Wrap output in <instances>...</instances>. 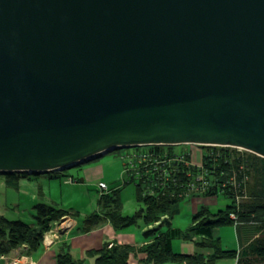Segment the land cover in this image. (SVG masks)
Segmentation results:
<instances>
[{
	"label": "water",
	"instance_id": "obj_1",
	"mask_svg": "<svg viewBox=\"0 0 264 264\" xmlns=\"http://www.w3.org/2000/svg\"><path fill=\"white\" fill-rule=\"evenodd\" d=\"M181 145L264 159V0H0V173Z\"/></svg>",
	"mask_w": 264,
	"mask_h": 264
},
{
	"label": "trees",
	"instance_id": "obj_2",
	"mask_svg": "<svg viewBox=\"0 0 264 264\" xmlns=\"http://www.w3.org/2000/svg\"><path fill=\"white\" fill-rule=\"evenodd\" d=\"M131 150L149 153L157 161H166L155 169L153 165L143 168L146 163L141 164L142 169L137 171L140 177L124 175L127 183H135L136 201L145 210L133 217H123L117 192L110 193L109 190L100 194V213L89 216L81 231L87 233L104 222L117 231L133 226L141 219L146 243L137 247L106 242L99 250L88 252V256L94 258V264H129L130 257L137 255L143 256L140 261L143 264H214L222 260H235V264H264V159L231 148H208L201 156L200 165L193 166L189 155L176 153L173 147L148 146ZM0 174L5 186L16 190L19 179L28 176L27 173ZM216 196H223L228 201L223 210L212 213L201 207L185 230L172 227V219L177 214L173 207L188 198ZM33 209V225L0 216V255H9L23 246L28 252L37 251L42 247L44 234L54 223L64 217L74 220L75 216L71 211L41 202ZM227 226L235 227L238 250L223 249L220 240L213 237L215 229ZM174 240L194 243L197 248L209 249L212 253L208 257L174 253ZM56 263L83 264L73 259L68 251L59 253Z\"/></svg>",
	"mask_w": 264,
	"mask_h": 264
},
{
	"label": "rangeland",
	"instance_id": "obj_3",
	"mask_svg": "<svg viewBox=\"0 0 264 264\" xmlns=\"http://www.w3.org/2000/svg\"><path fill=\"white\" fill-rule=\"evenodd\" d=\"M172 147L176 153H186V155H189L193 166L200 165L201 156L208 148H219L197 145ZM145 148L147 147H143V149ZM236 150L244 152L239 149ZM131 152V148L116 149L98 156L94 160H89L90 162L87 161L89 162L87 164H85L86 162L81 163L62 171L52 172V174H40L38 176L28 174L26 178L19 179V188L17 190L6 187L4 177L0 174V216L8 220H20L28 225H33L35 216L33 207L36 203L41 202L74 213V220L78 224L75 233H79L83 228L84 221L89 216L100 213L98 204L100 190L98 189V183H104L108 187V190H110V193L117 192L121 203V215L123 217H133L139 211L145 210V207L136 201L135 183H127V177H124V164L127 163L126 155ZM89 168L99 169V174L87 178L85 171ZM196 204H202L201 207L210 208L211 212L215 213L223 210L228 204V201L223 196L188 198L178 204V206L172 208V210L177 211L176 216L172 219L173 226L185 230L191 221L192 207ZM203 204H207L208 206ZM72 221V218L64 217L60 222H69L71 224V230L75 228ZM56 223V225L51 227L54 230L52 241L60 239V235L56 232L60 223ZM143 227L142 220L138 219L135 225L128 228L117 231L113 228L109 229L119 241L138 246L144 240L141 231ZM221 233L223 234L226 247L232 249L237 247L234 226L223 227ZM17 250L21 252V250L24 251L26 249L22 248L21 250ZM73 256L78 258L80 256L79 251L74 250ZM86 256L87 258L84 259L83 264H91V257L88 254ZM0 257L2 258L3 255H0ZM133 257L131 256L130 258L131 262H133Z\"/></svg>",
	"mask_w": 264,
	"mask_h": 264
},
{
	"label": "crops",
	"instance_id": "obj_4",
	"mask_svg": "<svg viewBox=\"0 0 264 264\" xmlns=\"http://www.w3.org/2000/svg\"><path fill=\"white\" fill-rule=\"evenodd\" d=\"M97 158V157H96ZM95 158H93L94 160ZM92 160V159H91ZM90 162V161H89ZM86 162L85 164L89 163ZM86 177L90 178L92 175H97L99 174V169L97 168L94 169H87L86 171ZM101 182V181H99ZM202 204H196L194 207H192V214L190 217H192L198 209L201 207ZM205 206H208L207 204H203ZM227 206V205H226ZM207 208V207H206ZM209 211L210 208H207ZM191 220V219H190ZM74 223L75 228L69 230L66 233H63L60 235V239L56 241H52L51 243H46V237L43 239L42 242V247H40L37 251L35 252H28L26 250H15L12 251L9 255H3V257H0V264H57L56 263V257L59 253L68 251V253L71 255V257L75 260H80L84 261V259L87 258L86 254L90 251H96L99 250L104 243H117L119 245H123L125 243L119 241L117 238H115L114 233L110 230L113 228L109 223H101L100 225L94 227L91 231L84 233V232H79L75 233V231L78 228V224L76 223L75 220L72 221ZM190 224V223H189ZM171 225L173 228H177L180 230H183L178 227L173 226V222H171ZM189 226V225H188ZM110 228V229H109ZM235 229V227H234ZM145 229H142L141 231L143 232ZM223 231V228H217L213 231V237L214 239H219L221 246L225 250H238L239 249V244L237 241V236H236V242H237V247L235 248H228L224 244V238L223 234L221 233ZM236 234V231H235ZM146 242L143 240L137 247L145 244ZM130 245V244H127ZM77 250L79 251V257L76 258L73 256V251ZM172 250L174 253L177 254H183V255H202L204 257H208L211 255L212 251L209 249H199L197 248L194 243L191 242H183L181 240H174L172 242ZM24 255V256H22ZM131 258V257H130ZM134 259L133 262L130 261L129 259V264H143L141 263V259L143 258L142 255H137L133 257ZM92 261L91 264H94V258H90ZM164 264H179V263H174V262H167ZM214 264H235V260H222L218 261Z\"/></svg>",
	"mask_w": 264,
	"mask_h": 264
},
{
	"label": "built area",
	"instance_id": "obj_5",
	"mask_svg": "<svg viewBox=\"0 0 264 264\" xmlns=\"http://www.w3.org/2000/svg\"><path fill=\"white\" fill-rule=\"evenodd\" d=\"M143 148V147H141ZM126 158H127V163L124 164V175L125 174H128L129 177H132V176H138L140 177V174L137 172L138 170L142 169L140 167L141 164L143 163H146V165H142L143 168H146L148 165H153L155 166L154 169L156 167L159 166V164H164L166 161H157L156 158L153 157V155L149 154V153H144V152H131V153H128L126 155ZM153 169V170H154ZM98 189L100 190V194L102 193H108V187L104 184V183H98ZM232 219H234L233 216H231ZM60 225L59 227L56 229V232L57 234L61 235L63 233H66L65 231H68L70 230L71 228V224H69V222L67 223H61L59 222ZM57 223H54L53 225H56ZM65 224H67L66 226H64ZM53 231L52 228L44 235V238L46 237L47 234H50L51 236H54L53 235ZM43 238V239H44ZM53 238V237H52ZM111 247V245L109 246ZM22 248H25V246H23Z\"/></svg>",
	"mask_w": 264,
	"mask_h": 264
},
{
	"label": "bare ground",
	"instance_id": "obj_6",
	"mask_svg": "<svg viewBox=\"0 0 264 264\" xmlns=\"http://www.w3.org/2000/svg\"><path fill=\"white\" fill-rule=\"evenodd\" d=\"M67 224H65L64 226H66ZM52 240H53V238H52V236L50 235V234H47L46 235V243L48 244V243H51L52 242ZM15 264V263H14ZM16 264H18V263H16Z\"/></svg>",
	"mask_w": 264,
	"mask_h": 264
}]
</instances>
